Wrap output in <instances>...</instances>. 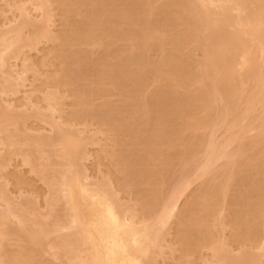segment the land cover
Returning <instances> with one entry per match:
<instances>
[{"label":"bare ground","instance_id":"1","mask_svg":"<svg viewBox=\"0 0 264 264\" xmlns=\"http://www.w3.org/2000/svg\"><path fill=\"white\" fill-rule=\"evenodd\" d=\"M0 264H264V0H0Z\"/></svg>","mask_w":264,"mask_h":264}]
</instances>
